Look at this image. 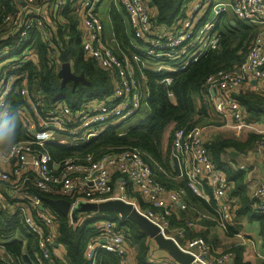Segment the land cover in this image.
Masks as SVG:
<instances>
[{
	"label": "built area",
	"instance_id": "2783aa9c",
	"mask_svg": "<svg viewBox=\"0 0 264 264\" xmlns=\"http://www.w3.org/2000/svg\"><path fill=\"white\" fill-rule=\"evenodd\" d=\"M14 3L13 12L0 15V41L15 37L14 46L0 48V115L12 112L14 95L23 100L15 110L23 123V139L7 148L0 147V186L12 201L11 205L6 202L0 191V228L5 220L2 209L9 215L20 213L25 226L37 238L36 250L32 252L34 263L57 264L55 217L40 210L41 198L36 193H53L71 199V206L78 202L120 199L131 204L158 227L160 234L190 254L191 264L231 262L233 253L215 251L202 238H188L187 230L194 229L193 221L172 234L170 218L174 210L187 208L182 201L185 191L167 190L156 181L147 164L148 156L139 148L117 147L99 154L75 151L56 160L48 145L78 148L98 139L109 128L126 125L128 130L146 120L152 113L150 76L155 85L168 88L173 76L186 72L206 53L217 50L222 30L219 20L223 16L257 29V34L238 67L220 69L206 78L201 97L209 100L223 123L231 122L233 130L241 132L250 128L243 106L231 92L242 86L252 88L257 94L264 92V0H187L169 25L152 23L155 10L147 0H14ZM70 4L75 5L81 53L108 74L111 92L75 106L64 100L47 104L37 80H29L23 68L35 55L30 52L34 36L47 48L48 64L55 65L58 73L62 62L58 60L59 51L53 42L55 35L51 27L62 21L60 13ZM113 10L121 16L124 14L128 48L115 36L111 25ZM23 44L26 47L21 53ZM168 96L174 105L170 91ZM114 121L118 123L113 126ZM205 141L196 128L175 129L171 164L177 160V175L185 180L187 190L207 204L213 200L215 205L211 209L216 226L226 232L227 227L238 222L239 206L236 198H228L231 182L214 167ZM256 144L264 153V137ZM239 156L244 162L235 165L229 161L228 164L250 177L252 171L245 153ZM250 189L253 213L264 216V182ZM96 227L101 234L88 244L85 254L90 264H95L99 250L115 254L118 264H136L123 228L110 220H100ZM258 257L264 263V255L259 253ZM169 264L178 263L170 260Z\"/></svg>",
	"mask_w": 264,
	"mask_h": 264
},
{
	"label": "trees",
	"instance_id": "16d2710c",
	"mask_svg": "<svg viewBox=\"0 0 264 264\" xmlns=\"http://www.w3.org/2000/svg\"><path fill=\"white\" fill-rule=\"evenodd\" d=\"M149 6L155 10V15L152 17L154 24L169 25L178 15L181 6L187 0H147ZM14 0H0V15L8 14L14 10ZM62 21L57 22V25L51 27L54 32L53 42L57 44L59 56L58 60L62 63L68 62L71 65L72 72L76 75L83 74L85 79L90 82V86L77 84L73 87L72 82H68L61 87V81L57 76V68L55 65H49L47 61V48L37 38L32 36L33 47L30 52H35V55L24 65L23 71L27 74V78L37 80L38 87L45 94L47 104L57 100H64L67 104L75 106L91 97H104L111 92V82H109L108 74L101 70L94 61L86 59L81 53V38L80 32L77 29L78 19L75 13V5H66L63 12L60 13ZM124 16V14H122ZM115 10L111 13V25L116 38L120 41L124 48L129 47V39L126 35V24L124 19ZM222 23L221 38L219 48L215 51H210L204 55L197 63L188 68L186 72L173 76V81L170 87L162 88L153 83L151 79L152 96L150 98V106L152 113L146 120L140 122L134 128L125 130L124 135H118V130L122 125L107 129L98 139L91 141L78 148H62L59 146L48 145V150L52 156L59 160L65 156L71 155L78 151L81 153L96 152L108 149H116L117 147H137L147 156V164L153 171L156 181L161 183L167 190H173L172 186L176 185L172 180L174 176H178L173 165L171 164V144L172 136L168 139V144L165 152H162L161 145L163 135L166 128L172 124L173 131L178 128L185 127L193 129L195 123H192L195 113L193 96L200 94L202 85L207 77L213 75L220 69H233L238 67L245 58V54L252 40L257 34V29L250 28L244 24L235 21L233 18H221ZM51 23L50 20L47 21ZM231 23H233L231 25ZM66 36L69 38L67 39ZM13 38L0 41V48L4 45L14 46ZM31 42H28L30 44ZM74 88V89H73ZM169 91L174 96L175 104L170 102L168 96ZM253 95H250V94ZM249 94H237L232 96L247 111L252 110L255 106H261L263 111L264 98L260 99L254 90ZM11 99L12 112L15 113L16 108L23 103L19 96L14 95ZM210 104V103H208ZM201 100L200 111L208 106ZM211 105V104H210ZM212 107V106H211ZM16 118L18 116L15 113ZM246 121H248L246 119ZM23 123L17 118V137L15 142L23 139L22 131ZM261 136L249 134L246 141L241 143L236 140H209L205 141V149L207 150L212 163L216 169L221 170L231 182L233 188L232 196L237 199L239 209L236 211V217L245 216L249 221L255 220L260 225V240L264 249V216H258L253 213L252 199H249L246 192V187L242 180L245 172L233 170L228 163H223L222 156L230 153L228 151H236L243 153L251 148L254 142L260 140ZM14 142V143H15ZM13 144V143H12ZM10 145L0 143L1 148H7ZM234 161V160H230ZM178 184L183 189L190 199L195 202H200L201 199L195 197L189 190L186 189L185 180ZM170 185V186H169ZM36 193L35 189H32ZM4 191V190H2ZM246 192V193H245ZM193 196H191V194ZM8 194V193H7ZM41 198V205L44 212L51 213L55 217L56 237L55 243L63 248V259L55 261L57 264H90V261L85 258L88 244L93 242L100 236L101 231L96 227V222L102 219L113 221L118 227L123 228L127 235L129 247L133 250L134 261L136 264H150V242H153L143 234L139 228L129 220H121L116 213L97 214H80L75 223L67 216L61 215L55 208L53 201L57 199H65L53 193H36ZM8 196V195H7ZM66 200L72 202L71 199ZM6 202L10 205L12 201L8 196ZM202 204L212 211V206L215 205L213 200L210 204H206L201 200ZM5 208L2 209L4 223L0 228V236L5 239L1 247L11 256L16 263L26 260L33 262L32 252L36 250L37 238L23 223L20 213L14 212L11 215L4 214ZM174 216L170 218L171 225ZM185 222V221H184ZM233 226L227 227L226 234L228 236L236 235L239 232V222H235ZM56 246V247H57ZM55 249V247H54ZM235 255V264H250L244 262L241 257V248L235 247L229 250ZM150 259V260H149ZM18 260V261H16ZM95 264H118V257L115 254L107 253L99 250L96 254ZM0 264H3L1 262ZM264 264V263H261Z\"/></svg>",
	"mask_w": 264,
	"mask_h": 264
},
{
	"label": "crops",
	"instance_id": "0c3cea01",
	"mask_svg": "<svg viewBox=\"0 0 264 264\" xmlns=\"http://www.w3.org/2000/svg\"><path fill=\"white\" fill-rule=\"evenodd\" d=\"M106 32L109 30L106 28ZM253 91L252 88L248 86H242L236 89L234 92H231V96L237 94H249ZM250 95H253L252 93ZM258 98H264V92L262 94L254 95ZM193 104L195 113L193 116L192 123H195V127L204 137L206 141H213V140H236L241 143H244L249 134L259 135V137H264V113L262 112L261 106H255L252 110L247 111L246 121L250 128L243 129L241 132H237L233 130L231 126V122L223 123L219 117L215 114L213 108H209L208 106L204 109V112L200 111L201 108V100L207 105L209 100L203 99L201 97V93L194 95L193 97ZM173 135V125L170 124L163 135V140L165 145V149L162 150L164 152L167 148L168 139ZM256 142L251 145L250 150L244 151L246 155V161L249 163V168L251 169L252 173L249 177L248 174L244 175V179L242 182L246 187L247 196L249 199H252V190L250 187L257 185L259 183L264 182V156L262 163L260 160L262 159V155L255 152L252 154V150L255 148ZM162 146V145H161ZM226 155L222 156L223 163H228L230 160H234L233 163L235 165L244 162V159L239 156V153L236 151H228ZM232 153V154H231ZM237 154V155H236ZM234 170V169H233ZM238 171V170H235ZM176 185L172 186V189L180 188L178 184L182 181L181 178L178 176H174L172 178ZM170 186V185H169ZM233 186L231 185L230 190L228 191V198H233L231 189ZM234 189V188H233ZM0 191H2V187L0 186ZM245 192V193H246ZM207 193L210 195L211 190L210 188L207 189ZM3 199L8 197L7 192L2 191ZM191 194V193H190ZM191 196H193L191 194ZM195 196V195H194ZM196 197V196H195ZM196 199V198H194ZM194 199H190L189 196L185 193L182 201L187 206L185 210L181 208H177L174 210L173 216L174 219L172 220L173 228L172 234L175 232V229L183 227L187 222L193 221L194 229L187 230L188 238H202L208 244L214 247L217 251H231V249L235 247L241 248V257L244 262H249L250 264H261L263 263L259 259V253L264 255V249L261 245L260 240V225L257 221L252 220L249 221L248 217L242 216L238 218L239 222V232L236 235L228 236L226 232L220 230L215 223V215L211 210H208L201 202H195ZM205 202L204 200H202ZM206 203V202H205ZM207 204V203H206ZM185 221V222H184ZM5 242V239H2L0 236V258L3 264H33V262H29L28 260L23 262L16 263L15 260L6 253V251L1 247V245ZM155 246L154 242H150V257L149 258H156V256L152 253V247ZM222 249V250H221ZM259 252V253H258ZM134 252L130 249V255L134 256ZM234 255V254H233ZM54 256L57 260H62L64 253L63 248L60 246L55 247L54 249ZM235 257V255H234ZM170 259V258H169ZM150 260V259H149ZM157 261L156 259H154ZM163 260V259H162ZM171 260V259H170ZM159 262V261H157ZM150 263V262H149ZM225 264H235V260L233 259L231 262H226Z\"/></svg>",
	"mask_w": 264,
	"mask_h": 264
},
{
	"label": "water",
	"instance_id": "95a60500",
	"mask_svg": "<svg viewBox=\"0 0 264 264\" xmlns=\"http://www.w3.org/2000/svg\"><path fill=\"white\" fill-rule=\"evenodd\" d=\"M57 76L61 81V87H64L68 82H72L73 87L77 84L91 85L83 74H74L68 62L62 63ZM173 166L176 172L179 173V165L176 159L173 160ZM53 204L57 211L61 215L69 217L72 223L77 221L80 214L116 213L119 219L133 222L149 240L154 242L157 248L164 250L172 261L178 264H191L193 260V257L181 250L173 240L165 238L160 234L158 227L141 215L131 204L120 199L99 203L78 202L74 206H71V203L66 199H57L53 201ZM40 210L44 211L42 206ZM54 246L56 247L57 244L55 243Z\"/></svg>",
	"mask_w": 264,
	"mask_h": 264
},
{
	"label": "clouds",
	"instance_id": "9594fccd",
	"mask_svg": "<svg viewBox=\"0 0 264 264\" xmlns=\"http://www.w3.org/2000/svg\"><path fill=\"white\" fill-rule=\"evenodd\" d=\"M17 137V118L14 112L0 115V143L11 145Z\"/></svg>",
	"mask_w": 264,
	"mask_h": 264
},
{
	"label": "rangeland",
	"instance_id": "374dc122",
	"mask_svg": "<svg viewBox=\"0 0 264 264\" xmlns=\"http://www.w3.org/2000/svg\"><path fill=\"white\" fill-rule=\"evenodd\" d=\"M209 16L211 17L212 15L210 14ZM228 17H229V16H228ZM223 18H227V16H223ZM10 61H12V60H8L7 62H10ZM170 101H171L172 103H174L173 100H172L171 98H170ZM208 107L212 109V107H211L210 104H208ZM261 119L264 120L263 118H261ZM117 123H118L117 121H114L112 125L114 126V125H116ZM126 129H127V126H126V125H123V126L118 130V132H124ZM256 145H257V144H256ZM256 145H255L254 150H252V154L254 155L255 152H257L258 154H261V155H262V159L260 160V162L262 163L264 153H263L262 150L259 149L258 147L256 148ZM161 149H162V150L165 149L164 142H162ZM165 151H166V150H165ZM165 151H164V152H165ZM4 214L6 215V211H5ZM95 214H97V215H98V214H99V215H104V213H95ZM102 220H106V219H102ZM238 221H239V220H238ZM97 222H98V221H97ZM97 222H96V223H97ZM96 223H95V224H96ZM221 250H222V249H221ZM215 251H217V250H215ZM152 253L156 256V258H154V259H156L157 261H159V262H157V261H155V260L153 259V260H152L153 264H169L170 259H169L167 253H166L164 250L157 248L156 245H155V246L152 247ZM162 259H163V260H162Z\"/></svg>",
	"mask_w": 264,
	"mask_h": 264
},
{
	"label": "flooded vegetation",
	"instance_id": "af4514ba",
	"mask_svg": "<svg viewBox=\"0 0 264 264\" xmlns=\"http://www.w3.org/2000/svg\"><path fill=\"white\" fill-rule=\"evenodd\" d=\"M25 47H26V46L23 44V45H22V48L20 49V52H21V53H23V52H24V50H25Z\"/></svg>",
	"mask_w": 264,
	"mask_h": 264
}]
</instances>
